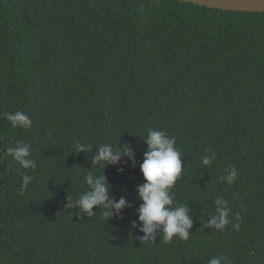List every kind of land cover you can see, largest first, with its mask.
Returning <instances> with one entry per match:
<instances>
[{"label":"trees","instance_id":"trees-1","mask_svg":"<svg viewBox=\"0 0 264 264\" xmlns=\"http://www.w3.org/2000/svg\"><path fill=\"white\" fill-rule=\"evenodd\" d=\"M16 111L30 128L2 115ZM152 128L174 137L181 153L172 195L190 210L187 241L139 239L136 188ZM18 141L31 145L35 169L6 154ZM76 143L91 150L77 156ZM119 143L134 148L135 167L92 166L99 145ZM90 170L107 177L110 197L131 204L123 219L65 208L68 195L89 190ZM22 174L32 178L23 194ZM217 197L230 209L222 230L208 226ZM218 256L264 264V11L0 0V264H208Z\"/></svg>","mask_w":264,"mask_h":264},{"label":"clouds","instance_id":"clouds-1","mask_svg":"<svg viewBox=\"0 0 264 264\" xmlns=\"http://www.w3.org/2000/svg\"><path fill=\"white\" fill-rule=\"evenodd\" d=\"M3 117L11 123L13 127L28 129L32 121L29 116L22 112H5ZM146 144V150L143 153V162L139 164L140 171L144 177V183L136 188L137 196L141 201L136 213L138 221L142 223L139 231L145 235L140 237L141 241L154 242L157 235L163 236L165 242H170L174 237L187 241L190 233L188 229L192 227V219L188 215L189 208L184 204H175L172 195V189L176 182L181 178L183 172V160L181 153L176 148L174 137L169 136L163 130L149 129L147 138L143 140ZM91 150V146L82 143L73 145V151L77 156L81 152L86 153ZM6 154L12 157L14 163L19 164L23 169H35L36 161L32 159V147L23 141H18L15 146L8 147ZM127 158L124 160L123 158ZM215 159L214 154L211 157H205L202 160L203 165L208 166ZM92 166L96 169L104 170L107 166H119L131 161L135 167V150L129 144L120 145L114 149L110 144H101L97 147L95 154L91 157ZM123 171V168H119ZM19 173V169H17ZM237 176V171L233 167L230 174L225 179L228 184H232ZM31 177L22 174L21 194L28 187ZM89 190L74 199L68 195L65 203L66 209H78L77 216L83 213L84 216L93 217L95 212L93 208L103 211L104 217L123 219V209L131 207V204L121 197L118 200L110 197L111 185L107 177L102 174H94L88 171L84 177ZM216 215H213L209 222V227H215L222 230L229 223L227 201L217 197L214 201ZM138 227L137 221H132L131 228ZM234 227L238 228L239 225ZM225 257L218 256L209 260L208 264H222Z\"/></svg>","mask_w":264,"mask_h":264},{"label":"water","instance_id":"water-1","mask_svg":"<svg viewBox=\"0 0 264 264\" xmlns=\"http://www.w3.org/2000/svg\"><path fill=\"white\" fill-rule=\"evenodd\" d=\"M223 10L263 12L264 0H181Z\"/></svg>","mask_w":264,"mask_h":264}]
</instances>
